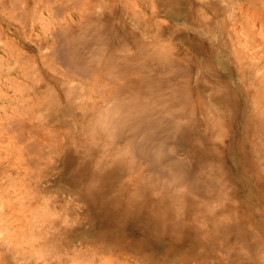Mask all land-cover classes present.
<instances>
[{"label":"bare ground","instance_id":"1","mask_svg":"<svg viewBox=\"0 0 264 264\" xmlns=\"http://www.w3.org/2000/svg\"><path fill=\"white\" fill-rule=\"evenodd\" d=\"M63 1L57 9L82 10L73 22L51 31L56 44L46 56L58 59L65 72L37 97L32 109L39 113L8 124L7 131L16 133L8 153L13 155L12 144H22L30 155L25 167L8 161L6 169L0 168L1 183H10L14 193L20 185L28 188V204L20 203L30 214L27 223L20 218L29 228L24 235L46 233L55 258L49 264L62 262L57 247L85 249L77 262L93 264L98 247L82 241L85 236L101 240V247L118 257L131 252L132 259L123 264H170L175 255L171 263H182L188 254L193 257L190 250L205 248L204 242L226 252L256 247L251 261L264 264V59L258 62L247 50L255 45L264 57V40L238 41L221 25L215 31V23L197 15L201 8L189 0L152 2L150 16H173L194 29H163L155 22L161 35L187 41L191 47L185 52L212 60L195 64L189 56H174L157 33L153 38L142 34L150 20L141 1L134 0L133 7L122 0ZM9 2L6 6L20 10L21 20L30 18V2L23 10L20 2ZM101 2H108L105 9ZM37 67L33 83L44 80ZM45 112L57 116L46 119ZM44 119L57 127H37ZM48 142L57 151L52 164H45ZM35 168L44 173L33 176ZM61 183L69 189L57 188ZM78 202L85 205L88 223L82 233L76 228ZM20 204L16 209L22 210ZM43 206L48 218L33 220ZM57 207L72 211L60 220ZM214 236L225 241L215 242ZM4 248L8 257L11 247L0 244ZM27 249L20 246L21 258L7 264L26 261Z\"/></svg>","mask_w":264,"mask_h":264},{"label":"rangeland","instance_id":"2","mask_svg":"<svg viewBox=\"0 0 264 264\" xmlns=\"http://www.w3.org/2000/svg\"><path fill=\"white\" fill-rule=\"evenodd\" d=\"M9 1L11 0H8V2ZM115 1L116 0H111L112 3H114ZM122 1L125 2V5L127 7H133L134 5L133 2L134 0H122ZM139 1L144 3V5L147 7L148 14L146 13L145 17L150 20L148 25L140 29L142 34L146 38H149L150 36H151L150 38H153L156 36L157 33V35L160 36L159 40H161V43L168 45V47L171 48V51H173V53L175 54L174 56L178 58H181L180 56L183 55L189 56L191 58V61H193L195 64H200L201 62H212V60L210 61L205 60L208 59L207 56L195 57L193 55L194 54L193 51L191 50H186L188 53L185 52L186 48L191 47L190 44L187 41L183 40V38H181V36L178 35H175L173 37H171V35L164 33H162L161 35V30L156 27L155 22L158 21L161 24V26H163V29H165V27L169 25L174 26L176 30H179L181 32L183 31L194 32V29L187 27L184 24V22L182 23L181 21H178L173 16H168V17L163 15L157 17L150 16L149 12H150L151 3L153 2L156 5H159L161 2L157 0L156 1L135 0V2H139ZM169 1L171 0H166L163 2H169ZM189 1L194 3L196 7L201 8V10L198 12L197 15L199 16L206 15L209 22L215 23V26L217 27L215 31H217L221 25L223 28H225L228 32L231 33L232 37L238 39V41L245 42L247 38H249L250 36L251 39L250 38L249 39L252 40L253 38V42L256 41L255 44H259L260 43L259 40L261 38H262L261 40H264V22L262 19L258 18L260 15L258 13L260 12L259 10L264 11V3H263L264 0H189ZM2 2H4V0H0V168L6 169V166L8 165V161H12L11 163L14 165L20 164L22 166L24 164L25 167V163L29 160L28 156H30L28 155V153L24 151L25 149L23 145L20 143L19 144L22 147L19 146V144L11 145L13 151L11 154L13 155L15 154L16 159L13 155H10L8 153L10 150L9 141L13 140L14 137L16 136V133L13 132L10 133L7 131L9 122L12 119H16L19 117L31 119L32 112L39 113L38 111L32 109V106H34L33 104L35 103V101H37V97L48 91L49 88L51 87L53 88L54 85L52 83L53 82L52 80L57 78L58 74H59L58 77L61 78L62 76L61 74L65 72L63 70L64 68H62L61 65L58 63L59 62L58 59L54 57L46 56V55H50L49 54L50 52L48 50H50L56 44V42H54L53 38L50 36L51 31L57 26H60L61 24L73 22V19L77 17L79 14H81L82 10L81 8L79 9L77 7L75 8L73 6H66V5H64V7L61 9H57L59 8V6H62L64 4L63 0H33V2L27 0H16L17 3L19 2L21 3V5L19 4L20 5L19 7H21L20 9L23 10L24 8H26L29 2L31 8L33 9L30 18L28 17L27 19H25L26 20L25 21L24 19L21 20L22 18L21 16H20L21 18L18 16L20 14L19 13L20 10H14L8 5L7 7L6 6V3H8L7 1H5V3ZM83 2L85 4L86 1ZM108 2H103V3L101 2L99 5H102L101 7H104L105 9ZM22 5L24 6V8H22L23 7ZM156 5H154V8L158 11ZM171 5L177 6V3ZM39 6L42 10L41 12L37 10V7ZM252 8L255 9L253 11H255V13H257L258 15L255 16V13L251 11ZM17 11L19 14L17 13ZM214 13L216 14L213 15ZM263 17H264V13H263ZM121 19L127 20V17H122ZM221 23L224 24L222 25ZM232 29H234V31H236L238 34L232 31ZM242 30H244V32ZM249 32L251 34H249L248 36ZM225 38L226 36L224 35L222 42L226 40ZM41 43H42L41 45L42 48L40 47ZM180 43L184 45H181ZM203 44L207 46L210 45V42H207L205 40ZM247 50L257 56L258 62H263L264 59L262 55L263 50L257 51L255 45L253 47L250 46V48H247ZM31 54L34 60L31 58H27V56H25V55L31 56ZM218 60L220 59H215L216 62H218ZM36 65L39 67L38 71L42 72L44 76V80L38 82L37 80L34 79V83H33L31 78L34 77L36 71ZM31 85H32V89L27 90V86H31ZM55 115L57 116V114H52L47 112L44 113L45 118L51 120L54 119ZM37 125H38L37 127L43 125L45 126V128L57 127V125H52L45 119ZM32 127H36V126L32 125ZM38 139H41L43 141L45 139L44 134L41 133L38 136ZM49 140L52 139L49 138L47 141ZM14 141L16 140L14 139ZM49 143L51 142L46 143V146L44 145L45 154L47 155V161H48V162L45 161L47 162L45 164H49V163L52 164L53 162H55L54 160L57 157L56 148H49L50 146ZM15 145L16 147L17 146L18 147L16 148ZM7 146H9V148L6 149ZM14 148L16 150L18 149V152ZM19 148L21 152L19 151ZM4 153H6V155ZM22 160L23 162H21ZM32 171H34V173H32L33 176L44 173V171L36 170V168L32 169ZM57 173L60 174L59 168ZM1 182L2 181L0 180V231H1L0 244L5 243V246L9 245V247H11V250L7 257V248L0 249V264H7L6 262L7 259H10L13 262L14 256L16 259L21 258L20 256L21 252L19 251L20 246L23 247L24 250L28 248L27 249L28 251L27 250L24 252L22 251L28 257V259L26 261L24 259V262L21 264H49L51 260L54 261L55 258L53 257L51 258L52 256L51 253L54 249H52V247L49 248V246L47 245V243L51 245L52 242L47 241L45 239L47 237L45 232H43L42 234H40L39 232L40 234L39 235L38 232L35 231L37 233L33 236L24 235L25 233H27V230H29V228L26 227V225L24 224L27 223V221H29L28 220L29 217L26 215L29 213L23 212V210H25L24 209L25 203L28 204V200H27L28 188L24 189V187H26L25 185L24 186L20 185L22 186L23 191L22 188H19L20 191L26 193L25 194L26 199H25L23 198L24 196L23 193L18 190V187H17V192L15 191L16 193H14V190L16 189L15 188L13 189V186H11L10 183L5 182V184L3 185ZM69 187L70 186H68L66 183H61L59 186H57V188L59 189H69ZM18 191H19V196H17ZM16 197L17 198L21 197V198H18L19 200L17 201ZM22 198L25 201H23ZM21 202L24 203L23 204L24 206L20 204ZM19 204L20 206L22 205L21 206L22 210L16 209V206H19ZM78 204L79 206L82 207L81 209H79L80 212L78 216L81 223H77V225L79 226H77L76 224L75 225L76 228H80L78 231L82 233L87 230L88 223L83 221V218H85L84 213L86 212V209L84 208L85 207L84 203L82 204V202H78ZM53 205L54 204H50L49 207L53 209L54 207ZM55 208L56 207H54L53 210H56ZM47 209H48L47 206L45 207L43 206V208L36 211L37 213V214L35 213L36 216L31 215L32 219L35 220L39 218L40 219L48 218V214L46 213L48 212ZM68 209H66V207L63 208L57 207V210L59 211L58 214H60L61 216L59 217L58 215L60 220L61 218L63 219V217L64 218L67 217L68 211L70 212L72 211L70 208ZM22 216L25 217V219L26 218L27 219L24 220ZM20 218L21 220L24 221V223L23 221L20 220ZM19 221H21L24 225ZM254 226L258 227V224H256L255 222ZM49 233L51 234V232ZM219 239L220 238H218V236H214L215 242H217ZM65 240L66 239H64V241ZM81 240L93 247H98V252L96 254V257H94L95 261L93 264H97V263L123 264L126 262V258L127 259L131 258L130 256V254H132L131 252L129 253L124 252L126 254H122L121 256L118 257L116 251L102 248L101 245L105 246V244L101 240H98L97 238H89L85 236ZM220 240L225 241V239H220ZM59 242L60 241H57V244H59ZM230 243L233 244V242ZM23 244L24 246H22ZM204 245L205 248L203 247L200 248L199 246H197L195 249L190 250V253L193 254V257L189 258L188 257L189 254H188L186 261L182 263L179 262L171 263L176 259L178 255L173 256L172 261L170 259V264H258L255 261H251L254 255L256 254L255 252H258L256 247H252L251 249L245 252L239 253V252H226L224 250L220 251V249H216L215 248L216 246H214V244L211 242H204ZM67 249L68 248H64L62 250L57 247V252L56 251L55 252L57 255L61 254V258H62V262L60 261L59 264H86L84 260H81V262H77L79 256H83L81 255L82 253L81 251H84L85 249L83 250L81 249V251L79 250L80 252L79 251L72 252L70 250L68 251Z\"/></svg>","mask_w":264,"mask_h":264}]
</instances>
